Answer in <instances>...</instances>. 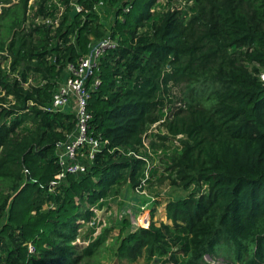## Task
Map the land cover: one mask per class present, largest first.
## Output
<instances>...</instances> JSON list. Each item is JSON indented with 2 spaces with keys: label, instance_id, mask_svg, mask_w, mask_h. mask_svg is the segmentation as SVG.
I'll return each mask as SVG.
<instances>
[{
  "label": "trees",
  "instance_id": "obj_1",
  "mask_svg": "<svg viewBox=\"0 0 264 264\" xmlns=\"http://www.w3.org/2000/svg\"><path fill=\"white\" fill-rule=\"evenodd\" d=\"M28 1L0 0V264H97L110 236L86 227L94 211L123 184L164 180L186 195L165 202V222L151 209L114 239L116 259L264 264V0ZM98 4L116 47L85 78V110L107 145L85 173L56 180L74 116L51 97L106 35ZM170 149L167 167L146 169L149 151Z\"/></svg>",
  "mask_w": 264,
  "mask_h": 264
},
{
  "label": "built area",
  "instance_id": "obj_2",
  "mask_svg": "<svg viewBox=\"0 0 264 264\" xmlns=\"http://www.w3.org/2000/svg\"><path fill=\"white\" fill-rule=\"evenodd\" d=\"M72 7L75 11H79L76 5H72ZM115 47L116 41L107 34L94 41L89 46L87 53L78 59L75 67L68 66L66 68V77L61 80L51 97L50 109L52 111L69 112L74 116L72 130L65 135L63 142L56 145L55 155L60 169L55 176L56 180H61L66 175L78 176L85 173L92 164L95 155L107 145L106 140L93 136L89 131L90 114L85 110L87 91L84 89V81L86 76L91 74L98 58L104 51ZM259 79L264 81V74H260ZM98 84V80L93 79L89 89L95 88ZM156 154L158 155L159 152ZM148 155L155 156L150 152ZM149 163L150 161L146 159V169L150 167L151 163ZM134 190L138 194L144 193V190ZM98 212L102 213V210L94 211L95 216L86 223V227H92L99 223L100 214ZM75 242H78V239ZM26 250L29 254L33 252L30 244L26 245Z\"/></svg>",
  "mask_w": 264,
  "mask_h": 264
},
{
  "label": "rangeland",
  "instance_id": "obj_3",
  "mask_svg": "<svg viewBox=\"0 0 264 264\" xmlns=\"http://www.w3.org/2000/svg\"><path fill=\"white\" fill-rule=\"evenodd\" d=\"M33 0H29L28 4L32 3ZM159 2L164 6L166 0H159ZM173 8L181 9L179 6H176V3L172 4ZM95 14L98 17V20L107 34L109 31V22L113 19V15L106 10L101 4H98L94 8ZM95 69V68H94ZM180 87L174 89V96H178V91ZM177 105V104H174ZM153 129V128H152ZM147 145V141L145 140L144 146ZM157 150L149 151L151 154ZM174 149L164 151L165 154L162 157L160 156H152L149 157V161L151 165L160 166L161 170L164 167L168 166V161L165 158H170L173 155ZM162 158V159H161ZM186 195L184 189L180 188V186L170 185L169 181L164 180L160 184L152 183L147 186V189H144L143 194H138L128 186V184H123L117 195L109 200V211L105 212L102 210L98 212L101 216L99 221V227L97 231L99 232L101 229H109L110 238L106 240L104 243L103 250L100 254L95 256L94 262L97 264H128L125 261H120L113 256V253L116 248V241L114 239H118L121 235H125L130 231H134L137 227H142L146 225V223H142L141 217L144 214H149L151 209H154L153 221L156 223L165 222L163 206L165 202L172 201L177 198H182ZM5 216L0 220V226L4 223ZM147 222V218H146ZM85 230V227L82 228V231ZM119 234V235H118ZM94 235V234H93ZM79 246H85L86 242H82L78 238V242H75ZM221 251L224 256L225 252H229V249L223 245L220 246ZM136 264H144L142 260H140ZM156 264V263H151Z\"/></svg>",
  "mask_w": 264,
  "mask_h": 264
}]
</instances>
